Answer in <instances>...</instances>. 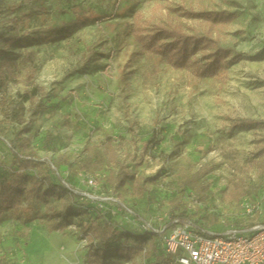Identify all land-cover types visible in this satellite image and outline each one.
I'll return each mask as SVG.
<instances>
[{
	"label": "rangeland",
	"instance_id": "rangeland-1",
	"mask_svg": "<svg viewBox=\"0 0 264 264\" xmlns=\"http://www.w3.org/2000/svg\"><path fill=\"white\" fill-rule=\"evenodd\" d=\"M74 12L106 17L69 37L47 31ZM134 15L145 24L208 35L242 57L209 77L193 73L205 62H198L202 53L187 67L173 68L140 52L131 33ZM0 34L22 37L0 59H26L5 90L8 99L28 108L21 124L0 126V168L10 167V145L23 129L28 151L58 167L72 190L107 198L101 207L91 202L92 209L102 215L110 210L113 224L128 234L118 249L95 255L77 221L50 231L46 218L36 217L47 206L35 201L29 220L1 214L0 264L144 262L152 242L162 248L158 237L144 231V222L186 213L192 198L197 200L190 217L207 230L244 229L264 218V0H0ZM30 61L37 66L32 81ZM151 132L156 145L142 154ZM107 137L112 150L105 146ZM112 152L132 176L116 195L104 182L115 171ZM84 175L97 186L86 185ZM139 178H152L143 195L133 190ZM243 197L260 199L261 212L247 215ZM122 203L134 214L121 211Z\"/></svg>",
	"mask_w": 264,
	"mask_h": 264
},
{
	"label": "trees",
	"instance_id": "trees-1",
	"mask_svg": "<svg viewBox=\"0 0 264 264\" xmlns=\"http://www.w3.org/2000/svg\"><path fill=\"white\" fill-rule=\"evenodd\" d=\"M189 14L198 16V14L192 12H189ZM104 17L106 16L103 14L87 15L85 13L74 12L72 19L61 23L52 22L48 26L47 31L52 35L69 37L77 29L94 23ZM208 18L210 19V17ZM131 33L141 53L152 54L158 57L161 62H165L176 69L187 67L197 53H202L198 62H205L203 64H197L193 68V73L197 77L215 76L225 70L232 61H238L242 57L241 54L220 46L215 39L208 35L187 33L177 26L145 24L138 15H134L133 17ZM21 40V36L13 34L2 36L0 34V57L6 53V49H11L14 45L19 44ZM26 57H30V52L27 53ZM25 61L26 59L22 58L21 62H18L12 56L0 59V117L2 119L0 126H3V122L21 124L22 117L28 110L23 101L8 99L5 90L6 81L15 80L16 75L20 71V65ZM36 70V64L30 61L27 73V79L29 81H32L34 78ZM36 106L35 104L33 109ZM250 121L249 119L237 120L239 124H245ZM1 131L4 132V128ZM22 131L23 129L16 133L17 138H14L13 144L10 145V167L6 169L0 168V216L4 212L11 211L17 219L29 220L33 204L37 201L44 203L47 207L42 214H38L36 217L46 218L50 231H63L77 221L79 230L87 236L93 244V247L97 249L94 251L95 255H99L100 251L105 255L106 253H111L114 249H118L119 242L123 237H127L128 234L113 224L111 219L114 214L108 210L106 214L102 215L97 208L92 209L90 203L95 202L94 200L72 192L65 185H68V183L60 175L58 167L56 168L54 166L56 168L54 170L51 167V165L53 166L51 162L38 157L31 150L28 151L29 140L27 138H21ZM19 139L21 140L19 141ZM156 142L155 135L151 132L143 141L141 147L142 154H148L155 147ZM105 146L107 149L112 150L110 137H107ZM109 162L114 163L115 171L110 175L104 176V182L108 184L111 193L116 195L132 179V176L128 170V166L116 160L113 152ZM263 178L264 173L260 176V180ZM151 180L152 178L137 179L133 186L134 193L143 195L147 190L145 185ZM261 187L264 188V183ZM241 193H250V191L247 190ZM188 197H193V195L189 194ZM51 198L58 199L59 203L49 204ZM83 198L87 199L88 202H83ZM248 199L252 204H259V209L255 210L252 214H247L244 211L247 215L254 217L256 213L261 212L262 202L260 199ZM119 209L125 214L127 211L130 214H134V210L125 203H122ZM190 214L192 212L188 205L186 213L181 211L178 214H167V217L164 218V223L167 224V228H171L175 224L174 221L182 223L191 219L199 228L207 230L203 225L192 219ZM85 220L86 224H84ZM263 223L264 218L260 221H254L251 226ZM152 224L158 227L160 222H152ZM251 226L244 228V230L249 229ZM225 228L219 230L209 229L208 231L219 232ZM237 228L243 229L240 227ZM144 231L158 237L162 244L163 234L145 228ZM143 259L144 262L135 264H178L165 251L163 244L162 248L158 249L156 242H152L145 250Z\"/></svg>",
	"mask_w": 264,
	"mask_h": 264
},
{
	"label": "built area",
	"instance_id": "built-area-1",
	"mask_svg": "<svg viewBox=\"0 0 264 264\" xmlns=\"http://www.w3.org/2000/svg\"><path fill=\"white\" fill-rule=\"evenodd\" d=\"M55 170V167L51 165ZM86 185L96 187L97 181L90 175H84ZM72 192L102 202L107 198L94 197L87 193L76 192L65 184ZM191 207H194L195 200ZM241 205L247 214L259 209L258 203H250L243 198ZM155 227L152 222H144V228L162 235V244L167 253L178 264H264V223L255 224L249 229L227 227L222 231H208L199 228L193 220L188 219L182 223L174 221L171 228H167L164 218Z\"/></svg>",
	"mask_w": 264,
	"mask_h": 264
}]
</instances>
